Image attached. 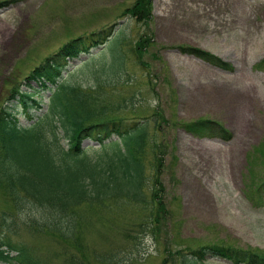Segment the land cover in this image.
Returning <instances> with one entry per match:
<instances>
[{
    "label": "rangeland",
    "instance_id": "rangeland-1",
    "mask_svg": "<svg viewBox=\"0 0 264 264\" xmlns=\"http://www.w3.org/2000/svg\"><path fill=\"white\" fill-rule=\"evenodd\" d=\"M134 1L0 0V106L12 86L64 43L114 25L107 42L122 41L124 74L92 97L109 108L105 118L149 126L143 155L148 207L123 198L78 207L73 216L81 219L79 251L37 233L35 221L56 219L53 212L23 195L12 201L0 181V233L39 264H176L177 252L212 244L264 252V190L260 203L253 194L264 181V0H151L152 19L145 25L123 16ZM146 37L151 45L136 52L142 68L129 48ZM201 52L228 67L211 65ZM78 71L73 79L85 82L88 76L80 73L87 71ZM47 104L42 102L30 121L21 118V127L35 124ZM203 120L218 123L230 139L187 131V125ZM82 148L89 159L99 154L89 140ZM158 201L163 211L155 222ZM147 223L156 236L144 228ZM202 264L232 263L209 256Z\"/></svg>",
    "mask_w": 264,
    "mask_h": 264
},
{
    "label": "trees",
    "instance_id": "trees-1",
    "mask_svg": "<svg viewBox=\"0 0 264 264\" xmlns=\"http://www.w3.org/2000/svg\"><path fill=\"white\" fill-rule=\"evenodd\" d=\"M151 0H135L132 7L125 9L123 16L135 19L144 25L151 18ZM93 30L64 43L56 52L44 58L32 69L22 84L12 86L7 102L0 106V181L6 196L16 202L22 196L28 197L33 205L49 208L56 217L53 220L35 221L32 226L39 234H48L65 246L81 251L76 244L83 240L81 219L75 220V210L83 204L101 206L111 198H123L125 203L149 206L145 197L146 169L143 155L149 144V126L145 121H128L121 118H105L108 107L97 105L98 91L105 84L115 83L124 74V60L121 52L122 41L108 43L115 26ZM108 43V44H107ZM103 52L88 58L81 65L68 72L72 62L88 57L92 51L102 48ZM151 45L150 37L140 38L129 51L135 62L145 68L138 50ZM145 48V49H144ZM184 53H200L192 48L179 47ZM136 53V54H135ZM211 65L226 69L227 63L209 53L201 52ZM97 61V64L94 63ZM264 65V64H263ZM96 66V68H95ZM87 71L91 81L82 83L73 79L75 72ZM73 73V77L71 74ZM36 85L34 88L31 84ZM56 91L50 97L48 111L37 123L22 129L19 117L31 118L30 108L37 107L39 97L51 85ZM110 111H115L110 110ZM190 134L202 137L220 136L230 139L229 133L218 123L203 120L186 126ZM68 141L61 144V137ZM111 137L118 140L110 141ZM90 139L98 142L99 154L89 159L82 143ZM154 185H159L157 178ZM264 181L254 190V197L260 203ZM153 192L151 199L155 198ZM159 204L154 221L161 219L163 206ZM149 211L151 213L152 209ZM80 218V217H79ZM145 229L150 230L148 223ZM155 234V230L151 229ZM58 243V244H61ZM76 245V246H75ZM15 256H12V253ZM80 253V252H79ZM222 259L232 264H264V252L235 249L222 244L200 246L198 249L177 252L176 264H202L206 257ZM0 264H39L27 252L14 246L6 234L0 233Z\"/></svg>",
    "mask_w": 264,
    "mask_h": 264
},
{
    "label": "bare ground",
    "instance_id": "bare-ground-1",
    "mask_svg": "<svg viewBox=\"0 0 264 264\" xmlns=\"http://www.w3.org/2000/svg\"><path fill=\"white\" fill-rule=\"evenodd\" d=\"M210 1H216L219 4H235L236 2H238L239 0H210ZM224 39H222V41L227 40L226 35L222 36ZM247 38L253 40L254 37H250L248 35H246ZM249 41V40H248Z\"/></svg>",
    "mask_w": 264,
    "mask_h": 264
}]
</instances>
